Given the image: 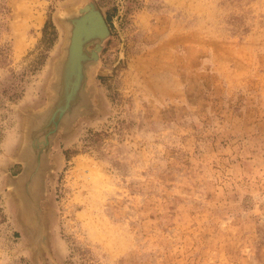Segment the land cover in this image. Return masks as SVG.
Instances as JSON below:
<instances>
[{
	"label": "rangeland",
	"instance_id": "obj_1",
	"mask_svg": "<svg viewBox=\"0 0 264 264\" xmlns=\"http://www.w3.org/2000/svg\"><path fill=\"white\" fill-rule=\"evenodd\" d=\"M88 3L86 105L24 175ZM0 264H264V0H0Z\"/></svg>",
	"mask_w": 264,
	"mask_h": 264
},
{
	"label": "water",
	"instance_id": "obj_2",
	"mask_svg": "<svg viewBox=\"0 0 264 264\" xmlns=\"http://www.w3.org/2000/svg\"><path fill=\"white\" fill-rule=\"evenodd\" d=\"M63 23L68 28L67 42L63 56L56 66L57 80L53 84V89L56 90L55 97L51 102L52 105L50 103L46 110L33 116L29 122L26 147L21 154L24 175L30 171V173L36 172L40 162L44 161L43 155L62 121L77 115L79 108L86 105L83 72L90 63L96 61L101 43L109 35L104 19L93 3H88L79 8L76 13L68 15ZM89 44H93V49L88 54L85 47ZM37 119L39 123L35 125ZM34 132L36 135L40 133L36 141L33 139ZM27 190L28 185L20 190L21 199L25 205L31 202Z\"/></svg>",
	"mask_w": 264,
	"mask_h": 264
},
{
	"label": "bare ground",
	"instance_id": "obj_3",
	"mask_svg": "<svg viewBox=\"0 0 264 264\" xmlns=\"http://www.w3.org/2000/svg\"><path fill=\"white\" fill-rule=\"evenodd\" d=\"M52 105V104H51ZM69 118H71V116L70 117H67L66 119H69ZM66 119H64L62 122H64ZM39 123V120L37 119L36 121H35V125H37ZM38 136H40V133H39V135H36V133L34 132V134H33V139H34V141H36V139L38 138ZM49 149V148H48ZM29 182V181H28ZM27 218V217H26ZM38 220V219H37Z\"/></svg>",
	"mask_w": 264,
	"mask_h": 264
}]
</instances>
